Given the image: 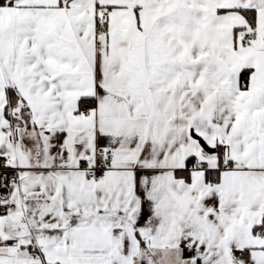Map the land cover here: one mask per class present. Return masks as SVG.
Here are the masks:
<instances>
[{"label":"snow or ice","instance_id":"6c2138e0","mask_svg":"<svg viewBox=\"0 0 264 264\" xmlns=\"http://www.w3.org/2000/svg\"><path fill=\"white\" fill-rule=\"evenodd\" d=\"M0 264H264V0H0Z\"/></svg>","mask_w":264,"mask_h":264}]
</instances>
